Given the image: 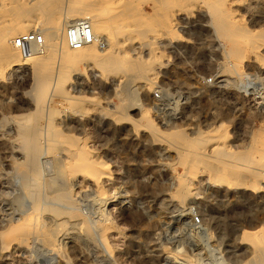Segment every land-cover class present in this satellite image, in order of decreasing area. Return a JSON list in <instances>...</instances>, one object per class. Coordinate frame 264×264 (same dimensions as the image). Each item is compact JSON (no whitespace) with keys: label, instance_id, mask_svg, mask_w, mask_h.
I'll use <instances>...</instances> for the list:
<instances>
[{"label":"rangeland","instance_id":"374dc122","mask_svg":"<svg viewBox=\"0 0 264 264\" xmlns=\"http://www.w3.org/2000/svg\"><path fill=\"white\" fill-rule=\"evenodd\" d=\"M178 1H72L73 9L91 4L110 19L90 25L97 34L90 46L99 58L113 55L111 63L121 68L106 71L97 59L83 61L67 69L60 89L48 92L38 143L45 149L48 134L57 131L62 139L56 156L37 153L28 160L33 68L12 69L0 56V234L21 225L36 201L39 226L51 241L45 247L31 234L8 249L0 243V264H261L254 250L264 235V166L257 163L264 159V147L255 141L264 134V53L244 59L248 69L242 68L241 78L225 72L228 44L209 23L210 2L180 0L179 6ZM230 1H235L233 18L248 28L256 10L249 9L248 0ZM56 2L69 5L67 0H0L10 7L9 16L0 15V26L30 20L27 32L39 30L35 21ZM131 12L142 17L132 19ZM59 23L61 38L71 23L65 16ZM10 53L20 54L13 44ZM140 108L148 111L156 134L148 130ZM176 132L186 143L196 141L190 153L235 166L242 186L211 181L201 165L206 171L193 168L190 177L179 164L184 143L169 136ZM65 151L70 159L89 156L100 164V173L79 171L68 183L61 164ZM33 167L40 185L29 178ZM256 169L263 175L257 172L253 179L249 175ZM100 174L94 186L91 177ZM187 175L191 191L179 202L177 179ZM67 185L73 216L64 214L63 202L56 200ZM99 187L104 193H97ZM252 231L259 241L249 244L242 234Z\"/></svg>","mask_w":264,"mask_h":264},{"label":"bare ground","instance_id":"6f19581e","mask_svg":"<svg viewBox=\"0 0 264 264\" xmlns=\"http://www.w3.org/2000/svg\"><path fill=\"white\" fill-rule=\"evenodd\" d=\"M72 1L73 0H67L69 5H66L65 4L66 2L54 3L53 6L50 8V10H48V13L42 14L41 17L35 21V23L37 25L41 26V28L39 30H36V31L40 32L44 36V40H45V49H44L42 54H38V53L34 52V53H31L30 55H28L27 57H25V56L20 55V54L10 53V49L12 47V40L15 37V35L21 34L23 32H27L28 31V29H27L28 25L32 21H30V20L25 21L24 23H26V24H23V23L21 24L20 22H17V20L14 22L12 21L11 23H10V21H6L8 23L5 24V26H4V24L0 26V56L7 58L8 67L13 69V68H15L21 64L22 66L31 65V67L33 68V78L32 79L34 80V82H33L34 83V88H33L34 89L33 90L34 91V95H33L34 96V106H33V110H34L33 113L34 114H33L32 118L34 119V126H33V128H31V130H29V133L26 132V133H28V135L26 137V147L28 150L27 151L28 152V160H31L34 157V155H36L37 153H40L41 155L45 154V155L56 156L55 151H56V148L58 147L57 146L58 143L62 139L61 135L58 134L57 131L52 130L51 134H48L50 136L47 137V145L45 146V149H43L38 143V138L40 135L39 123H40V121H42V118H43L42 117V108H44L43 106H44L45 101L47 99L48 92L50 90H53L55 92L56 88L60 89L67 82V79H68L67 69H70L72 67V65L74 66V64L82 63L83 61H88V60H91V61L94 60V62H95V60L97 59L98 63L101 64V66L104 70H106V71L116 70V69H113L116 66L113 63H111V58L113 57V55L111 56V54L105 53V55L100 56V58H99L97 55V52H96L97 50L95 51L90 46L94 42L92 44L80 49V50L73 51V50H70L67 48L66 41H65V35H64V37L59 38L60 35L58 36V32H59V24H60L59 19H60V17L65 16L66 18H68V22H70L71 24L82 21V20L88 21L89 25H91V24L98 25V24H102V23H106V22L110 21V19H108V17L102 15L101 13L97 14L95 6L93 7V6H91V4L82 5L79 8L73 9V7H72L73 2ZM206 1L210 2L209 8L211 10V17H210L209 23H211L213 30L215 31V33H216L217 37L220 39V41H224L225 44L226 43L228 44V49L225 53V58L229 59L228 61H230V63H228L229 65L224 67V70H225V72L235 74L236 77L241 78L242 75L244 74V73L242 74V68L246 66L248 69V65L244 64V59L246 57H250V58L258 57V58H260V56H259L260 53H264V16L263 17H256L255 16L256 13L264 15V0H248L249 1V6H248L249 9L252 7L251 9L256 10V12L252 13L254 15H251L252 19L250 21L248 28L241 25L240 22L236 21L233 18V8H235V1H233V2L230 0H206ZM178 2L179 3H177V4L179 6H182L183 2H182V4H181L180 0ZM6 9H10V7H6L4 4H0V15L2 17H4V15L9 16L7 11H5ZM71 9H73V10L71 11ZM154 9H155V7H154ZM157 10H158V8H157ZM162 10H164V9H162ZM155 11H156V9H155ZM131 13H132L131 14L132 19L135 17H137V18L142 17V16H140L141 14H139L137 12H131ZM92 14L95 15L94 19L91 16ZM163 14L162 15L164 16V18L162 20H163V22H165V21H167L168 16L165 15L166 14L165 12H163ZM88 16L91 17L90 18V19H92L91 21H90V19H86V17H88ZM36 24H35V26H36ZM166 28H167V26H166ZM164 29H165V27H164ZM158 30H160V29H158ZM158 30H155V31H158ZM64 31H65V29H64ZM167 32H169V31H167ZM161 33H162V31H161ZM99 34H101V33H99ZM96 35L97 34H95V37H96ZM17 51H19V50L17 49ZM10 54H11V56H10ZM36 55H39V56H36ZM28 63H30V64H28ZM117 64L120 65V63H117ZM119 65H117V67H116L117 69L121 68V65L120 66ZM101 66H99V67L101 68ZM61 67L64 68L65 70L60 71ZM134 69H135V67H132V68H130V71H132ZM140 109H141V113H140L141 118L145 120L146 126L148 127V130H150L151 132L156 134L155 132H158V129L156 128V126L154 124H152V122L148 118V116H147L148 111L144 108H140ZM51 114L53 116V111ZM34 115H35V117H34ZM52 116H51V119H52ZM48 117H49V114H48ZM49 119H50V117H49ZM169 136L172 137V139H177V140H180L184 143L183 146L185 147V151H184V153L179 154L180 155L179 156V164L184 166V169L185 168L187 169L186 171L189 170V174H188L189 176L191 175L190 173H191V170L193 168L198 169L196 167H199L201 165L206 170L209 171L208 172V173H210L209 179L211 181H213V182L219 181L220 184H221V182H223V184L226 183L230 186H242L243 181L241 180L240 173L237 172V168H235V166L233 167L230 165H225L219 161L216 163L213 161L209 162L208 160L205 161L203 159L202 153H197V154L190 153V149L193 146L195 147L194 143L196 141L192 142V143H186L185 141H183V137H182L183 135L181 133H178V132H176L174 134H170ZM216 137L214 136L213 138H216ZM219 137L220 136H218V138ZM257 139L258 140L255 142H257L258 144L261 143L262 146L264 147V134H260ZM203 143L207 144L208 141H204ZM254 145L256 148L257 144H254ZM222 148H220V149H222ZM255 148L253 147V151L257 149V148L255 149ZM220 149H218V150L222 151ZM224 149H225V147H224ZM260 149H261V147H260ZM262 151H264V150H262ZM213 152H214V150H213ZM215 153L216 152H214L213 154H215ZM64 154H63V156L66 159L63 158V163H61V164L63 167L62 171L65 175L67 182L70 181L71 178L75 177L73 175H76V173L81 172V174L84 176H86V174H89L93 171H98L100 173V170L97 169V167H100V164L92 162L90 160L89 156L88 157H86V156L77 157L76 156L77 158L74 157L76 159H74V158L70 159V157H68L66 155V154H68L66 151ZM228 154H225V155L228 156ZM251 154L255 155L256 153L254 152ZM229 156L232 157V155H229ZM259 156L263 157L262 155H259ZM237 158L235 160H238V163L239 162L241 163V160L239 161V159H237ZM257 158H258V156H257ZM257 160H258L257 163H261L264 166V159L262 160V162L259 159H257ZM249 161L256 162V161H254V158H250ZM246 163H248V162H246ZM245 165H247V164H245ZM22 166H24V164ZM201 166H200V169L203 168ZM255 166L257 167V164ZM255 166H253V170H254ZM29 167L31 168L32 165ZM247 167H249V166L247 165ZM247 167H246V171H247ZM204 168H203V170H205ZM250 168H252V166ZM238 170H241V169H238ZM250 170H252V169H250ZM260 170H262V169H260ZM260 170L258 171V169H256L250 175H249L250 171H249V173L244 171V173H248V175L254 179V178L260 176V174L257 173V172H261ZM192 171H193L192 175H195L194 170H192ZM30 173L31 174H30L29 178L32 181H35V184L40 185V182H39V179L37 176V169L35 167H33ZM262 173H263V171L261 172V176L263 175ZM188 175L187 176H181L179 179H177L178 184H177L176 191H175L176 193H174L175 194L174 196L176 199H178L179 202H183L188 197V195L190 194L191 188H189V186H190L189 183L191 182L190 177H192V175L190 177ZM87 176H89V175H87ZM100 177H101V174L94 177V178L91 177V180H90L91 183L94 184V186L98 187L100 182H101ZM262 177L264 178V176H262ZM262 177H260V178H262ZM249 184H250V182H249ZM28 188H26V189H28ZM101 188H103V187H101ZM101 188L99 187L97 189V191H98L97 193L103 192L101 190ZM56 200L63 202V205L65 207L64 211H63L64 214H67L68 216L69 215L73 216V213H74L73 211L75 209L72 206L73 201L69 196V185H67L63 189V191L57 196ZM32 209H33L32 214H30V215L28 214V216L24 219V222L21 225H18V226H16V225L11 226L10 225V227L5 229V231L0 234V241H1L0 243H2V245L0 244L1 248L3 247V249H8L10 247V244L13 242L14 243L17 242L19 244L23 243V242H25L27 236L31 235V234L35 235V238H37L38 242H40L41 245H43L45 247H49L51 245L49 232L46 231L47 229L42 230L41 227L39 226L40 225L39 224V211H41L39 203L34 201L32 203ZM105 231H107V230H105ZM104 234H105V232H104ZM242 235H243L242 236L243 240L249 242V244H254L255 241L258 240V237H259V234L257 232H253V231L252 232H244ZM260 239H261L260 240L261 242H260V244H258L259 247H257L256 250H254L255 249L254 246H251V247L254 248L253 249L254 251H256L258 258L260 257V259L262 261L261 264H264V235L262 237H260ZM256 254H255V257H256ZM252 257H254V256H252Z\"/></svg>","mask_w":264,"mask_h":264},{"label":"built area","instance_id":"2783aa9c","mask_svg":"<svg viewBox=\"0 0 264 264\" xmlns=\"http://www.w3.org/2000/svg\"><path fill=\"white\" fill-rule=\"evenodd\" d=\"M64 35L67 47L73 51L92 44L95 39L93 30L86 20L68 25ZM12 44L25 57L34 52L42 54L45 49L44 36L37 31L17 35L13 38Z\"/></svg>","mask_w":264,"mask_h":264}]
</instances>
